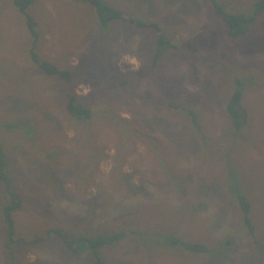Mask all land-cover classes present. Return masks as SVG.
<instances>
[{
  "label": "rangeland",
  "instance_id": "rangeland-1",
  "mask_svg": "<svg viewBox=\"0 0 264 264\" xmlns=\"http://www.w3.org/2000/svg\"><path fill=\"white\" fill-rule=\"evenodd\" d=\"M104 1L123 19L104 27L75 0L28 8L37 54L68 70L65 81L31 61L24 16L0 0V143L21 197L8 247L0 180V264H97L51 228L121 232L98 250L106 264H264V13L234 37L214 4L250 15L256 0ZM238 82L248 118L235 131L227 104ZM69 95L90 118L68 113ZM168 102L194 108L197 130ZM237 183L252 237L230 192Z\"/></svg>",
  "mask_w": 264,
  "mask_h": 264
},
{
  "label": "trees",
  "instance_id": "trees-1",
  "mask_svg": "<svg viewBox=\"0 0 264 264\" xmlns=\"http://www.w3.org/2000/svg\"><path fill=\"white\" fill-rule=\"evenodd\" d=\"M13 5L17 8V10L24 16L26 26L32 38L31 46L29 49L31 61L37 65V67L43 71L47 75H57L61 79L65 81H69L71 79V73L68 70L61 69L57 65L43 60L37 54V42H38V32L36 30V24L32 15L28 12L29 6L34 2V0H10ZM79 2H86L93 5L97 11L98 18L102 24V26H106L109 22L123 19V15L120 10L110 6L104 0H75ZM215 12L222 18L224 23L227 26L228 34L231 36H241L244 35L248 30V27L251 23L255 21L257 15L264 13V0H256L253 4V13L250 15H245L243 13H229L226 12L219 4H214ZM133 21V20H131ZM134 24V23H133ZM138 25H146L152 26L153 24H146V23H137ZM156 28V27H155ZM159 44H164L162 37L158 39ZM159 55H156V59ZM242 83V82H241ZM244 87L240 85L238 82L236 86V90L232 92L228 104H227V112L232 124V127L235 131H239L244 124L247 122L248 118V111L245 107L242 106L241 100L243 96ZM168 106L172 109H178L184 111L194 129L197 130L196 127V113L195 109L192 107L183 106L181 104H174L168 102ZM66 109L68 113L77 118V119H87L91 117V109L89 107L84 106L81 103H78L77 99L73 95L67 96V103ZM174 112V110H172ZM187 132V129H186ZM152 140V137L150 138ZM154 142V140H152ZM5 154L3 148L0 143V180L5 183L6 192L8 194V203L2 209V216L6 224L7 229V237L8 242L5 243V246L9 247V244L14 242L13 235L14 232V219H13V212L18 210L21 206V197L12 189L10 185V181L8 175L5 171ZM236 178L231 176L229 178V183L234 181ZM239 182V181H238ZM240 184H236L235 189H231L230 192L233 193L235 200L237 202L238 208L241 211L242 221L246 228V232L251 236L254 233V225L251 222L250 218V202L247 199L245 192L239 187ZM229 187V185H228ZM51 232H54L61 240H63L65 248L70 250H78V249H85L84 251L91 252L93 255L94 260L97 264H106L100 254L98 252L101 246L111 244L116 240L123 237L121 232L119 233H109V234H98L96 236H87L83 234H79L76 236H68L62 230L58 228H51ZM252 237V236H251ZM170 243L173 245H180L185 249L190 251H194L196 253H207L209 252V248L199 244V243H191L185 242L180 239L172 238L170 239ZM228 243H230L228 241ZM264 248V247H262Z\"/></svg>",
  "mask_w": 264,
  "mask_h": 264
},
{
  "label": "clouds",
  "instance_id": "clouds-1",
  "mask_svg": "<svg viewBox=\"0 0 264 264\" xmlns=\"http://www.w3.org/2000/svg\"><path fill=\"white\" fill-rule=\"evenodd\" d=\"M132 62L135 63V60H133Z\"/></svg>",
  "mask_w": 264,
  "mask_h": 264
},
{
  "label": "crops",
  "instance_id": "crops-1",
  "mask_svg": "<svg viewBox=\"0 0 264 264\" xmlns=\"http://www.w3.org/2000/svg\"><path fill=\"white\" fill-rule=\"evenodd\" d=\"M11 2V1H10ZM12 3V2H11ZM13 4V3H12ZM30 7V6H29ZM17 9V8H16Z\"/></svg>",
  "mask_w": 264,
  "mask_h": 264
}]
</instances>
